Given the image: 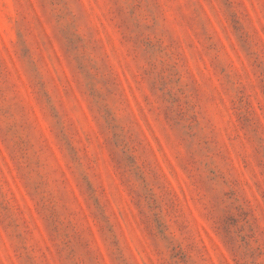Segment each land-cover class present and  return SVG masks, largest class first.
<instances>
[{"label":"rangeland","instance_id":"1","mask_svg":"<svg viewBox=\"0 0 264 264\" xmlns=\"http://www.w3.org/2000/svg\"><path fill=\"white\" fill-rule=\"evenodd\" d=\"M0 264H264V0H0Z\"/></svg>","mask_w":264,"mask_h":264}]
</instances>
